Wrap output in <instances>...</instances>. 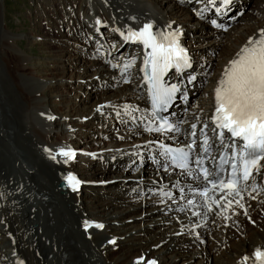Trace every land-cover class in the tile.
<instances>
[{"label": "bare ground", "instance_id": "1", "mask_svg": "<svg viewBox=\"0 0 264 264\" xmlns=\"http://www.w3.org/2000/svg\"><path fill=\"white\" fill-rule=\"evenodd\" d=\"M3 1L0 264H240L255 248L264 249L258 177L240 188V196L221 199L211 192L207 202L200 201L192 195L199 183L189 175L159 171L154 143L185 142L193 124L205 125L225 67L264 29V0H256L251 14H244L249 0H232L224 17L214 0H50V11L42 13L46 24L62 27L57 37L42 38L50 51L41 65L52 71L50 78L32 71L40 61L18 47L25 35L7 28ZM214 21L226 31L211 29ZM145 23L153 31L178 30L193 62L181 76L165 79L181 90L165 114L178 126L171 135L147 131L151 113L143 72L135 65L139 57L143 64L146 49L120 35ZM28 37L29 45L41 43ZM3 51L15 58V78ZM83 86L95 88L99 100L90 104L80 95ZM76 130L81 140H74ZM61 148H71L75 158L64 163ZM69 172L81 181L78 191L67 187ZM241 197L243 208L234 199ZM229 199L233 204L225 208Z\"/></svg>", "mask_w": 264, "mask_h": 264}, {"label": "snow or ice", "instance_id": "2", "mask_svg": "<svg viewBox=\"0 0 264 264\" xmlns=\"http://www.w3.org/2000/svg\"><path fill=\"white\" fill-rule=\"evenodd\" d=\"M223 3H229V0H223ZM168 27L170 28L171 25ZM153 29L152 23H145L138 30L128 29L126 34L121 32L120 35L126 43H137L146 50L150 49L145 52L141 71L145 74L144 82L148 85L153 109L159 110L167 106L176 91L175 86L166 87L162 83L166 71L171 67L181 70L184 67H190V64L185 49L179 44L178 30L165 33L153 31ZM125 67H130V65ZM100 107L97 111H100ZM156 114L157 112L154 111L153 115ZM210 119L216 129L221 130L219 133L221 138H224L226 132L230 138L241 143L231 145L235 151L230 160L222 158V163H230L231 166L226 180L220 178L217 169L203 167V156H197L195 159L194 163L200 166L198 176H202L205 182L199 195L205 197L206 202L209 192L217 188L222 193H226L227 197L240 196V181H249L254 170L259 172L264 167L261 164V161H264V29H261L255 38L250 37L236 57L230 60L228 66L225 67L214 89V111ZM195 128L196 125L193 124L192 136H196ZM172 130V125L167 121L157 128H147L149 132ZM195 143L196 141L193 140L184 147L171 148L163 144L160 147L163 148L165 155L170 156L172 165L187 170L191 174L193 170L189 169V163L193 162L191 153ZM207 144L208 138L205 137L203 145ZM45 151L49 150L45 149ZM208 151V147H203L204 153ZM58 155L65 157L64 163H68L75 158L76 153L71 148H61ZM51 158L55 159L56 156L53 155ZM64 180L72 191L79 190L81 181L74 174L69 172ZM208 185H211V188ZM221 199H225V196H221ZM212 203L219 205V201L215 199ZM235 203L241 208L244 207L239 200ZM188 204H192V201L189 200ZM232 204L233 200L229 199L224 207L229 208ZM90 226L88 222H85L86 229ZM96 227L102 228L103 225H96ZM250 259L254 261V264H264V249L255 248L251 257L245 255L240 264H248ZM147 264H155V262L147 261Z\"/></svg>", "mask_w": 264, "mask_h": 264}, {"label": "rangeland", "instance_id": "3", "mask_svg": "<svg viewBox=\"0 0 264 264\" xmlns=\"http://www.w3.org/2000/svg\"><path fill=\"white\" fill-rule=\"evenodd\" d=\"M240 3L242 4L243 1L241 0ZM49 4H50V0H4L3 1V7L1 8V11L4 9L3 13L5 14V18H3V20L5 21L6 26L9 29V31L14 33V34L20 33V34H22V36L25 35L24 40L21 41L22 43H18L19 44L18 47L22 48L28 54H31V56H33V58H34L33 60L35 63L37 62L38 59L40 61V65H38V66L33 64L35 67L34 66L32 67L33 68L32 71L35 70V72H40V74L43 73L44 77H46V78L52 77V75H51L52 71L48 70L44 65H41V64L44 62L43 59L47 58L46 55H47V52L50 51V49H49V45L45 44V42L42 41V38H45V36H47L49 38L57 37L60 28H62L61 25L56 24V23H55V27L54 26L53 27L47 26L46 19H45V17H43L42 13H43V11H50L49 10L50 9ZM255 8H257V1L256 0H249V2L247 3L246 11L244 12V14L245 13L251 14L253 9H255ZM28 34L34 35L36 37H40L39 43L40 42L41 43L35 44L33 46L29 45L28 43L30 42V40H29ZM29 48L31 49V51L28 50ZM53 50L57 51V48L54 47L53 49H51V51L53 52ZM2 53H3L2 57H1L2 61H8L9 62L8 70L10 71L11 76L15 78L14 74L20 73V71H18L15 67V64H14L15 58L12 57L6 51H3ZM62 64H64V63H62ZM58 70L64 71V70H61L60 67L58 68ZM27 72L28 73L31 72V69H29V71H27ZM56 73H58V71ZM55 75H57V74H55ZM94 91H95V88H90V87L87 88V87L83 86L81 88L80 95L84 96V98H88V99L91 98V102H90V104H91V103L97 101V99H98L97 97H95ZM80 131L81 130H76V132H74L75 133V135L73 137L74 140H77L79 138L81 140L82 136L81 137L79 136ZM84 134H85V136L82 139V141L87 138L89 132H87V133L85 132ZM82 200H85V198L82 197Z\"/></svg>", "mask_w": 264, "mask_h": 264}]
</instances>
